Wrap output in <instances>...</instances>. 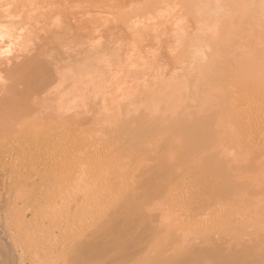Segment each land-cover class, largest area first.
I'll return each mask as SVG.
<instances>
[{
  "label": "rangeland",
  "instance_id": "rangeland-1",
  "mask_svg": "<svg viewBox=\"0 0 264 264\" xmlns=\"http://www.w3.org/2000/svg\"><path fill=\"white\" fill-rule=\"evenodd\" d=\"M223 1L226 3V5H224ZM223 1L0 0V5L4 6L8 4L6 5V7L4 6L5 12L7 9L6 14L0 18V101H7L4 107L6 106L9 108L6 113L0 112V173L2 174V172H4L2 174L4 180H2V178L0 179L2 180V182H0V197L2 196V201L0 198V216H2L0 217V221L1 224H3H0V240L2 239V243H0V255L5 253L2 255V257L0 256V264H196L195 260L197 259V256L199 257L197 260H204L202 263L198 262L197 264H207V260L211 262L214 261L212 260L214 258L212 255H214L215 253L216 256L217 253H220L218 257H222V260L220 258L221 264L222 261H224V264H232L234 262V264H239V262H242L240 260L243 259V257L238 256L240 258L237 259V256L235 255L234 260L231 256L233 254H230V252L228 251L229 248H227L228 250L226 251V246L228 244L225 245V243H230L229 241L235 240H239L241 243H243V239H245V243H243L242 247L248 249L247 245L249 243V247L254 249V245H252V241L250 240V238H253L254 235L256 237V233L259 235V230L261 231L260 233H263L264 235V209H262L264 208V148L262 147L264 146V117L262 115V113L264 112V99H262V96L264 98V92L262 91V93L260 91L262 89H260L261 83L262 87L264 88V78H262L264 76L260 75H263L264 73V65L262 63V60L264 58V50L263 52H260L262 50L261 48H263L264 45V19L262 18L264 14H261L262 12L264 13V9L262 10V8H264V1L252 0V3L246 0H237V2L236 0H234L235 3L231 2L229 4V0H226L227 2L225 0ZM238 1L240 2L238 3ZM259 2H261L260 5L263 6L261 8V13L258 8ZM217 4H221V6L224 5L223 7H221L223 9H220L219 6L216 7ZM234 4L236 6H234ZM230 5L233 6L234 10L232 7H230ZM255 5L258 8L257 11L259 12L256 11ZM229 7L232 9H230ZM217 9H219L218 11L220 12H222L221 10H223V14L221 15V13L217 11ZM1 11L2 7L0 6V13ZM216 11L218 13H216ZM252 11L257 13L256 15L258 16V18L262 15L261 19L259 18L260 21L257 20V16H254L255 14ZM123 13L125 15H122ZM214 13H216V15H212ZM226 13L228 16L231 15L232 17L229 16L230 18H227ZM258 13H260L261 15L259 16ZM240 14L243 16H240ZM200 17L203 19H201ZM245 17L246 19H249V17L253 19L250 18L248 22ZM198 18L201 22H199V20H196ZM234 20H237V22ZM259 22H261L262 24ZM230 23L233 24L230 25ZM255 23H257L256 25L261 24V26L259 25L260 27L257 26V30L256 26L254 25ZM247 25L249 27H247ZM231 26L236 29H232ZM252 27H254L255 29ZM245 28L246 31H244ZM247 28H249L248 30H251L252 28V31H247ZM241 30H243V32H246L245 35L243 33L241 35ZM180 31L182 33H180ZM235 32L239 36V41L237 38L238 36L236 37ZM255 32L257 33L256 37ZM250 33H252L253 35H249ZM249 36L251 37L249 38ZM230 37H232V39L234 38V40H231ZM257 37L258 40L257 42L255 41V44L253 39L255 40V38L257 39ZM194 38L197 39L195 40ZM250 40L252 43L250 42ZM260 40L261 42H259ZM191 41L194 43H191ZM202 41L204 42L202 43ZM221 41H223V43ZM228 41H230L233 46L232 44H229L230 42ZM237 42H240V44L238 43L240 45V48L236 47V45H238L236 44ZM246 42L248 44H246ZM258 42L260 43V46L258 45L257 47L256 45L258 44ZM261 43H263V45ZM252 44H254L255 46ZM213 45L215 47H213ZM218 45L220 46V49L218 48L219 50H217ZM225 45L228 46L226 47ZM232 47H236L238 51L242 49L239 52L243 51V53L245 54L241 55L236 49L234 51ZM257 49L261 50L257 51ZM212 50L214 52H217L213 53ZM230 50H233L234 52H231ZM209 51L211 52L209 53ZM247 51H249V53L252 51V54L249 55ZM255 51L257 54H255ZM235 52L239 54L237 55ZM226 53H228L229 56L231 55L232 59L228 57ZM230 53H232L233 55ZM224 54L227 55H225L224 57H227L228 59L226 58L225 60L224 57L220 58V55L223 56ZM251 55V62L253 61V63L250 65L251 67L248 66L251 69L246 66L247 68L246 70H244L242 64L241 67H236L238 63H236L235 61L237 59H239L237 60V62H241V60L243 62L244 59H246L245 61L247 62V59H249ZM232 56L235 58H233ZM241 56L243 57L241 58ZM259 57L261 61H258ZM205 58L207 59V61H210V66ZM253 58H256L258 60H255ZM213 59L215 60V62ZM221 59L222 64L225 63L223 64L224 66L219 63ZM254 60L257 62V64L260 62L262 63L260 65H257L258 70L255 67H252L256 66ZM231 61L235 63L233 64ZM245 61L243 62V66L246 65ZM18 63L23 64V66L25 63H30L31 66L22 67ZM250 63L247 62V65ZM196 64L198 65V67H196ZM201 64L203 65V67H201V69L203 68V73H201L202 71H200L201 69H199V65L202 66ZM212 64H214L215 67L214 65L212 66ZM226 64H228L227 67L225 66ZM216 65L218 66V68ZM261 65L262 68H260L261 70L259 71V67ZM148 67L151 68L149 69ZM210 67H213V69ZM220 67L221 70H219ZM223 67H226V69H224ZM196 68H198L199 70ZM241 68L244 70V72L242 73L241 71L243 70H241ZM252 68L254 69L252 70ZM195 69L197 71H195ZM216 69H218L217 72H214ZM247 69L248 71L251 70L252 74L250 71L247 72ZM220 71L221 73H218ZM258 71L260 74L256 76V72ZM204 72L206 76H204ZM192 73L194 74L192 75ZM207 73L209 74L208 76ZM243 73L244 76L242 75ZM246 73L248 77L250 76L249 79L241 78L240 75H242V77H247L245 75ZM180 75L183 76L181 77ZM251 76L254 79L253 82L251 81ZM255 77H257L258 79L255 80ZM188 80H190V82L193 80V83L191 82L190 84ZM204 80L206 82H204ZM238 80L240 82H238ZM234 81L236 84L233 83ZM242 81H245V83H243ZM160 83L161 87L162 85H164V89L162 87L163 90L160 88V90L162 91V95L159 89H155L160 87ZM256 83H258V85ZM188 84L191 85L189 86V89ZM202 84L204 86H202ZM243 84L247 85L245 86ZM252 85H256V88L254 86L252 87ZM195 86L197 89L195 88ZM152 87H154V89ZM228 87H230V89ZM235 88L239 90L237 91V94L235 92ZM150 89H153L155 91H152ZM202 89L204 91H202ZM143 91L145 95L141 93ZM146 91L148 94H146ZM150 91H152V93L154 94H151ZM219 91L222 93V95ZM252 91L256 94L253 93L254 95H252ZM155 92H157V94ZM158 92L160 93V97L158 95ZM202 92H204L205 94ZM232 93H234V95L236 94V96L238 95L236 99ZM229 94L231 95L230 97H228ZM94 95L96 97H94ZM135 95L136 97L138 95V97L135 98ZM153 95L155 99L153 97L151 98V96ZM220 95L222 97L224 96L221 101H219V98H221ZM245 95L246 97L241 98V96ZM102 96L103 98L102 100H100ZM155 96L158 98H156ZM210 96L213 97V99ZM226 96L228 98H226ZM231 97L233 98V100ZM238 97H240L241 99ZM248 97L255 98H253L254 100L252 99L251 101V99H248ZM216 98H218L219 100ZM224 98L229 101L224 100ZM258 98L262 101L256 100ZM98 99L101 102H99ZM155 100H157L156 102H158L162 106H160L158 103L156 104V102H154ZM33 101L35 103L38 101L36 103L37 105ZM213 101L216 105L218 104L216 102H219V104L221 102H223V104L225 101L226 102L224 106L221 103L218 107L213 104ZM100 103H102V105H100ZM226 103L228 104V106ZM233 103L237 105L235 106V104ZM229 104L231 105V107L229 106ZM58 105L61 108L57 113H55V109L58 107ZM122 105H124L125 107ZM225 105L227 106V108ZM258 105H260V107ZM79 106L84 107L81 115H78L77 113V109L80 108ZM127 107L129 109H127ZM247 107H251L249 109L250 111ZM232 108L236 111V113ZM243 108H245L244 110L248 113H246ZM221 109L224 110L220 111ZM212 110L214 112H212ZM232 110L234 113L231 112ZM228 111L231 113L228 114ZM115 112L117 113L116 115ZM143 112H146L145 114H147L149 118H152V120L154 119L152 123L155 125H152L151 120L148 121L149 124L155 127L156 131L160 129V132H162V134L159 131L155 132L154 134L160 133L161 135L157 134V136H160L161 138L163 136L166 137V135L170 134L168 135V137H172L173 140H176L173 136H175V138L182 137L178 133L176 134V132H172V130H174V128H172V121L177 120L181 115L183 116H181V119L183 120L188 117L187 120L191 119L192 121H194L195 119H197V117L198 119H202L201 116L203 117L204 115V119H209L208 122H206L207 125H204L205 128L203 127L205 131L202 130V133L205 132L206 134L201 133L200 135H202L203 137L197 135L196 139L190 138L187 141L188 143L191 140V143L189 142L188 144L190 150L187 149V151L189 152L192 150V154L189 152L191 155L189 153H187L188 155H184L183 153V150L185 148H188L186 147V140L188 139L186 137L187 139L185 141L183 140V142L186 143L185 148L183 147L184 143L182 142L183 146H180L181 148L179 149H183L181 150L183 154L180 153L181 158H183V163L181 162L176 166L170 165L173 164L170 162V160H167L169 162H166L168 163L167 166L170 165L173 167H177L178 170L176 168H174V170L181 172V176L178 177L179 175L176 174V171L175 173H173L174 171H171L173 167L171 168L169 166L170 168H165L164 166H162L165 168V170L161 169L162 171H164V173L160 171V175L157 176V179L154 178L153 180L149 181L151 185L154 184V186H159V188L156 187L157 192L159 191L160 194L161 192L164 193H162V196L160 194H158L160 195L158 196L150 192L151 194H153L151 195V198L148 195L146 197L147 193H145L146 198L144 196L141 197L140 195H144V193H139L140 196H137L138 193L137 188L134 186L135 184L133 185L134 188L128 187V189H125L127 187L126 185H124L126 184V176L129 177L133 175H128L127 171L129 173L130 171L132 172V170L129 171V169H133L132 164L136 163L135 158L138 159L139 157H141L140 154L142 156H144L143 154H146V157L152 162L156 161V147L154 145L149 146L151 144H154L155 141H153L154 143H149L150 141H147L149 143L148 144L147 142H145V137H142L141 135L137 136L138 134L134 133V131L136 132V130L132 131L134 134H131L130 132V138L128 134H125V131H127V129L124 128L127 127L128 131L132 130L131 127L134 125V117L137 115H143ZM200 112H202V114ZM203 112L205 114H203ZM242 112L244 114H242ZM118 114L120 115L117 117ZM231 114H233L234 116H230ZM75 115H77V117ZM157 115L160 117H158ZM242 115L245 117H243ZM238 116L241 117V120ZM212 117L215 120H213ZM218 118L221 120H219ZM223 118L226 119V121L229 119L230 122L228 121L227 124L226 122H224L225 120ZM246 118L249 121L252 118L251 122L247 121ZM131 120L133 121L131 122ZM155 120L157 121L155 122ZM116 121H118V123ZM165 121L168 122L167 124L169 126ZM211 122H213L214 124ZM246 122L248 124H246ZM120 123H122V126ZM125 123L127 124L124 125ZM128 123L132 125H129ZM210 123L211 125H213L212 127ZM241 123L243 125H241ZM109 124H112V126ZM113 124H115V127H113ZM215 124L219 125L217 129ZM233 125L234 127L235 125H238L239 127H235V129ZM253 125H257L256 127L259 126L260 128H253ZM220 126L225 127L222 128ZM166 128H169L170 130L168 129L167 131ZM112 129L114 132L110 131ZM119 129L120 131H118ZM206 129H208V131ZM218 129L226 130H223V132L221 130L219 132ZM237 129H240V131H238L239 133H237ZM258 129L261 131V133L263 131V135ZM213 132H219L221 137L219 133L215 134ZM221 132L223 135L221 134ZM258 132L262 136L258 135ZM163 133L166 134L163 135ZM174 133L176 135H174ZM124 134L126 137H123ZM247 134L249 138H247ZM178 135L181 137H179ZM215 135L218 139H216V137H213ZM240 135L245 136L241 137ZM238 136H240L241 139ZM151 137L153 136H150V140ZM155 137L154 140H156ZM160 137H157L158 140L161 139ZM200 137H202V139L204 140H202ZM204 137L207 139L205 140ZM115 138L119 140L117 141L115 140ZM121 138H124V143ZM166 138L162 139L165 140ZM172 138H167L165 142L172 140ZM197 138L199 139V141ZM135 139L137 141H135ZM140 139L142 142L140 141ZM237 139L240 140L237 141ZM76 140L78 141V144L76 146H72V142ZM177 140L179 141V139ZM193 140L195 141V144L194 142L192 143ZM111 141L112 143L110 144ZM138 141L140 142L138 143ZM172 141L169 142V145L174 146L175 141H173L174 143ZM203 141H207L206 144ZM249 141L250 143H248ZM120 142L122 144H120ZM196 142L197 144L199 142L197 146ZM236 142H238V144ZM251 143H253L254 146H251ZM144 144L148 145L145 146ZM164 144L165 143H163V146ZM54 146L55 149L53 148ZM173 146L172 149H170L172 151L176 149L177 152V144L176 146H174L176 147L174 149ZM111 147L112 149H110ZM144 147L146 148V151L144 150ZM246 147L248 148V150ZM113 148H115L116 150ZM158 148L160 149L159 145ZM166 148L169 147H167L166 145ZM166 148L164 147V149ZM88 149H90L89 152ZM109 149L110 152H112L110 155L108 154ZM151 149H154L153 152H155V156H152L153 152ZM170 149H167L168 152L165 150L166 153L164 151V160L168 158L172 159L173 162V159L175 157H178L179 153L177 152L178 156L173 152V155H171V151L169 152ZM147 150L148 154H150L149 152H151L150 155L153 157V159L149 158L151 156H148ZM91 151L94 153H92ZM184 151L185 153L187 152L186 149ZM256 151H260L258 152L260 154H258ZM99 152L101 154H98ZM160 152L163 153V150ZM118 153L120 154L119 157H121V155L123 157L126 155L127 157L125 156L124 158H127V160L129 159V161L131 160L130 162L132 163L127 161V163H129L127 164L125 161L126 159H124L123 157H118ZM128 153H130V156H128ZM136 154L139 155L137 156ZM169 154L173 157L174 155L176 156L174 158L170 156L169 158L167 156ZM60 155H63V157H60ZM84 155H87L86 160L89 155V160H87L86 163L85 159L83 158ZM99 155H104V157L106 156L107 159ZM111 155L113 157L116 156L115 159ZM157 155L163 158V155H161L160 153ZM56 156H59V158H57ZM185 156L191 158H187L186 161ZM130 157L132 159H130ZM146 157L141 158V160L144 159L145 166L151 163L150 160L145 159ZM231 157H234V159H232ZM8 159L11 161H9ZM109 159H113V162ZM118 159L121 161L123 160V162L125 161L124 163L127 165V167H125L126 165H124L123 163L121 168V161L120 164H118ZM92 160L95 162H93ZM116 160H118V163L116 162ZM178 160L179 162L181 161V159L178 158L175 160L176 162H174L177 164ZM88 161H90V163L92 164L88 163ZM103 161L105 162V165L104 163H102ZM139 161L140 158L139 160H137L138 164L136 163L138 166L141 162ZM93 163L94 165H97L95 166L96 171L93 168ZM141 163H143V161ZM2 164L6 165L3 166ZM152 164L153 163H151V167ZM206 164H208L209 166L210 164L212 165L211 171L209 170L210 168L208 165L204 166ZM12 165H14L16 168ZM100 165H104L103 169L105 168L106 170H103L101 172L100 169L102 167L100 168ZM115 165L118 167L116 174L115 170L117 169V167H115ZM49 166L51 169L49 168ZM134 166V176L138 175V172L141 171L140 168H145V166L143 165L139 166V168L136 165ZM178 166L181 167L178 168ZM205 167L206 170H208L207 172H205V169H202ZM245 167L247 170L245 169ZM1 168L4 169L1 170ZM191 168L192 170L193 168H196L197 170L201 168L203 172L202 170H195V172H199L198 174H195L194 170L193 172H191ZM64 169L67 171L65 172ZM76 170L77 172L74 173V171ZM78 170L83 171L78 172ZM120 170L123 171L121 172ZM185 170L188 171V174L187 172H185ZM118 171H120L121 174L123 173L124 180L122 179V175L118 174ZM171 172L173 173V175ZM90 173L96 175V179ZM236 173L238 174V177H236ZM106 174L108 175L105 177L106 179L102 178ZM161 174L169 175V177L167 176V178L170 181H168L167 178V180H164L163 178H165L166 176L163 175L165 176L163 177L161 176ZM228 174L235 176H231L232 179L231 177H228L230 178L231 183L229 179L221 178V176H226L227 178V176H229ZM80 175L82 176L80 177ZM114 175H118V178L119 176L121 178L118 179L116 178L117 176ZM77 176H79V179L81 180H79ZM212 176L215 179H213ZM107 177L109 178L108 180ZM120 179L122 180V183ZM224 179L226 183L223 182ZM105 180H110L109 185H107L108 182H106ZM76 182L78 184H81L78 185L76 184ZM83 182H86L85 185H88V188L91 187L90 190L86 189L87 186H84ZM227 182L229 183L227 184ZM1 183H3L4 185ZM97 183L99 184V186ZM75 184L76 186L78 185V187L73 188L72 186H75ZM141 184L143 185L144 183ZM83 186L85 187L84 189H86L85 193H83ZM92 186L96 191L102 190V193H92V191H94ZM100 186L102 188H99ZM108 186H111L112 189ZM154 186L152 187L153 189H155ZM160 186H162V188ZM238 186L240 187L238 188ZM61 188H64L65 190H60ZM104 188L110 189L105 190V193L107 194L103 193ZM138 188H140L139 185ZM145 188L146 186L144 187V189ZM185 188L188 189L186 190ZM75 189L76 192H80V190H82V194H80L81 192L77 193L76 198L74 197L76 194V192L74 191ZM140 189H142V186ZM4 190L6 193L3 192V194L2 191ZM118 190H121L122 194H124L123 192H125V190L127 192L128 190H131L132 192L130 194L125 193L123 196L118 193H114V195L111 193L115 191L118 192ZM155 190H153V192ZM176 190L181 191L180 194H182L184 191L183 194L185 195L180 196L179 191L176 192ZM63 191H66L67 193H63ZM86 191H89L90 194L92 193L93 196L92 194L91 196H88ZM146 191L149 193V191L151 190ZM185 191L189 192L190 194H186ZM59 192L62 193L60 194ZM70 192H72L74 196L71 195ZM96 193L100 194L97 195ZM131 194H134V196H132ZM3 195L6 197H4ZM66 195H69V197H67ZM70 195L73 196L74 201L70 200L72 199ZM118 195L122 196L119 200L117 198ZM63 197H67V200L69 199L70 202L72 201L71 204L69 201L66 202ZM143 197L144 199H142ZM18 198H21V200H19ZM81 199H83V201ZM14 200L17 201L15 202ZM57 200H59V202L64 200L67 204L64 201L56 203ZM255 203L257 204L254 206ZM260 208L262 209L261 211H259ZM179 220H182V222ZM253 220L255 222H253ZM55 223H57L58 226ZM163 223L164 225L160 226ZM253 223L257 224L254 225ZM71 225L73 226V228L71 227ZM157 226H160V229L159 227L155 228ZM67 227L72 228L74 231ZM62 229L68 230L63 231ZM155 229L159 230H156V232ZM249 229L251 230V232ZM96 231H98L99 233H97ZM151 231L153 232V234L151 233ZM158 231L160 233L164 232V236L162 235V233V236L159 235ZM73 232H75L76 234H80L79 232L84 234L86 238V241H84V243L86 242L88 246L81 242L82 244L78 248L74 249L70 247V245L75 240L74 237L72 239L70 238L72 235L74 236ZM154 232H156L155 235ZM94 234L98 236H95V238L93 236L92 239L94 238V240H91V236L89 235ZM151 234L154 236H152ZM234 235L236 236V238L233 237ZM247 235L249 237L251 235V237L249 238L247 237ZM222 236L224 239V241L222 240V243L224 242V245L219 243V241L221 242V240L219 239H221ZM239 236L242 237V239H240ZM161 238L162 240H160ZM225 238H229L230 240H226ZM156 242H158L159 245L162 244V246H159L158 244H156ZM69 243L70 245H68ZM216 243H219V245H217ZM3 244L5 246L4 248ZM154 244L159 246V248H156L157 251L154 249ZM183 245L184 247L181 248L183 252L179 251L181 253L178 254V251H175L177 253H173V249L178 250V248H176L175 246L180 248V246ZM206 246H208L207 249H210L207 250L205 248L207 251L206 253L209 252V256L213 257L212 259H207L206 253V256L204 255V258L200 257V251L202 252V248ZM80 247L82 250L80 249ZM149 247H154L153 249L157 253L156 256V253L154 254L155 251L153 252L154 255H151L153 250H151V248ZM199 249L200 251L198 252ZM5 250L7 251L5 252ZM248 250L251 251V249ZM191 251L197 252L198 255L197 253L195 255L189 253ZM223 251H226L227 254L229 252V256L232 259H230L229 256H226L230 259L227 260L228 258L226 259V257H224ZM146 252L151 253V257L148 253L146 254ZM203 253L201 254L203 255ZM6 254L8 256H6ZM146 255H148V258L146 257ZM193 255L196 258L193 257ZM217 262L219 263V259L217 260ZM254 262H256V264L259 263H257V261ZM212 263L214 264V262Z\"/></svg>",
  "mask_w": 264,
  "mask_h": 264
},
{
  "label": "bare ground",
  "instance_id": "bare-ground-1",
  "mask_svg": "<svg viewBox=\"0 0 264 264\" xmlns=\"http://www.w3.org/2000/svg\"><path fill=\"white\" fill-rule=\"evenodd\" d=\"M16 1H17V0H16ZM21 1H23V0H21ZM203 1H204V0H203ZM217 1H218V0H217ZM222 1H223V0H222ZM225 1H226V0H225ZM246 1H248V2H252V3H253L252 0H251V1L246 0ZM261 1H262V0H261ZM263 1H264V0H263ZM35 2H36V1H35ZM223 2H224V1H223ZM226 2H227V1H226ZM231 2H234V0H233V1H232V0L230 1V0H229V1H228V4L231 3ZM236 2H237V0H236ZM239 2H240V1H238V3H239ZM244 2H245V1H244ZM8 3H9V2H8ZM194 3H195V1H194ZM219 3H220V1H219ZM219 3H218V4H219ZM221 3H222V2H221ZM234 3H235V2H234ZM260 3H261V2H259V4H258V5H259L258 8H259V11H260V13H261V11H262L264 8H262L263 6H261ZM262 3H263V2H262ZM188 4H189V3H188ZM218 4L216 5V7L219 6L220 9H223V8H221V7H223L224 5H226L225 2H224V5H222V6H221V4H220V5H218ZM228 4H227V5H228ZM247 4H248V3H247ZM256 4H257V3H256ZM3 5H4V4H3ZM6 5H8V4H6ZM6 5H4V6L6 7ZM192 5H193V3H192ZM192 5H191V7H192ZM237 5H238V4H237ZM243 5H245V4H243ZM0 6L2 7V11H1V13H0V18H1V17H3V16L6 14L7 9H6V12H5V11H4V10H5V9H4V6H2V5H0ZM234 6H236V5L234 4ZM240 6H242V5H240ZM255 6H256V5H255ZM255 6H254V7H255ZM225 7H226V6H225ZM230 7L233 8V6H231V5H230ZM230 7H229V8H230ZM244 7H248V6H244ZM10 8H11V7H10ZM125 8H126V7H125ZM227 8H228V6H227ZM232 8H230V9H232ZM238 8H239V7H238ZM258 8H257V6H256V11L258 10ZM261 8H262V10H261ZM122 9H123V8H122ZM203 9H204V8H203ZM254 9H255V8H254ZM218 10H219V9H217V11H218ZM226 10H227V9H226ZM233 10H234V8H233ZM237 10H238V9H237ZM242 10H243V9H242ZM246 10H247V9H246ZM217 11H216V13L220 12V11H218V12H217ZM221 11H222V12H220V13H221V15H222V14H223V10H221ZM231 11H232V10H231ZM247 11H248V10H247ZM259 11H257V12H259ZM212 12H213V11H212ZM227 12H228V11H227ZM232 12H233V11H232ZM248 12H249V11H248ZM252 12H254V11H252ZM252 12H250V13H252ZM126 13H127V12H126ZM216 13H214V14H212V15H216ZM220 13H219V14H220ZM237 13H238V12H237ZM240 13H241V12H240ZM260 13H258L259 16H260L261 14H264L263 12H262L261 14H260ZM228 14H230V13H228ZM232 14H233V13H232ZM254 14H255L254 16H257V15H256L257 13L254 12ZM115 15H116V13H115ZM122 15H125V14L123 13ZM217 15H218V14H217ZM224 15H225V13H224ZM226 15H227V13H226ZM233 15H234V14H233ZM237 15H238V14H237ZM237 15H236V17H237ZM251 15H252V14H251ZM117 16H118V15H117ZM120 16H121V14H120ZM229 16H231V15H229ZM229 16L227 15L226 17H227V18H230ZM234 16H235V15H234ZM240 16H243V15L240 14ZM247 16H248V15H247ZM252 16H253V15H252ZM252 16H251V17H252ZM201 17H202V16H201ZM201 17H200V18H201ZM207 17H208V16H207ZM220 17H221V16H220ZM231 17H232V16H231ZM236 17H235V18H236ZM251 17H249V19H250ZM261 17H262V15H261L259 18L261 19ZM6 18H7V17H6ZM130 18H131V17H130ZM218 18H219V17H218ZM218 18H217V19H218ZM257 18H258V16H257ZM259 18H258L257 20H259ZM262 18L264 19V15H263ZM201 19H203V18H201ZM233 19H234V18H233ZM233 19H232V20H233ZM238 19H239V18H238ZM245 19H246V17H245ZM249 19H246V20L249 22ZM251 19H253V18H251ZM254 19H255V17H254ZM15 20H16V19H15ZM196 20H199V22H201L199 18L196 19ZM225 20H226V19H225ZM241 20H242V19H241ZM3 21H4V20H3ZM234 21L237 22V20H234ZM254 21H255V20H254ZM259 21H260V20H259ZM20 22H21V21H20ZM230 22H231V20H230ZM257 22H258V21H257ZM261 22H263V21H261ZM261 22H259V23H261ZM18 23H19V22H18ZM97 23H98V22H97ZM104 23H105V22H104ZM104 23H103V24H104ZM219 23H221V22H219ZM227 23H228V22H227ZM242 23H244V22H242ZM253 23H254V22H253ZM259 23H258V24H259ZM228 24H229V23H228ZM232 24H233V23H230V25H232ZM235 24H236V23H235ZM239 24H240V23H239ZM251 24H252V22H251ZM256 24H257V23H255L254 25L256 26V30H257V26L260 27L262 23L259 24L260 26H259V25H256ZM21 26H22V25H21ZM34 26H35V25H34ZM228 26H229V25H228ZM235 26H236V25H235ZM239 26H241V25H239ZM242 26H243V24H242ZM244 26H245V25H244ZM263 26H264V25H263ZM37 27H38V26H37ZM43 27H44V26H43ZM247 27H249V26L247 25ZM143 28H144V27H143ZM231 28L233 29L234 27L231 26ZM237 28H239V27H237ZM240 28H241V27H240ZM252 28H254V27H252ZM252 28H251V30H248L249 28H247V31H249V32L252 31ZM136 29H137V28H136ZM234 29H236V28H234ZM242 29H243V28H242ZM254 29H255V28H254ZM258 29H259V28H258ZM261 29H262V28H261ZM261 29H260V30H261ZM143 30H144V29H143ZM0 31H1V30H0ZM135 31H137V30H135ZM135 31H134V32H135ZM227 31H229V30H227ZM230 31H231V30H230ZM239 31H240V30H239ZM239 31H238V32H239ZM244 31H246V28L244 29ZM261 31H262V30H261ZM5 32H6V31H5ZM138 32H139V31H138ZM249 32H248V33H249ZM8 33H9V32H8ZM132 33H133V32H132ZM180 33H182V32L180 31ZM228 33H229V32H228ZM231 33H233V32H231ZM235 33H236V32H235ZM239 33H240V32H239ZM242 33L245 35L246 32H243V30H241V35H242ZM248 33H247V34H248ZM258 33H259V31H258ZM260 33H261V32H260ZM263 33H264V32H263ZM263 33H262V34H263ZM140 34H141V33H140ZM221 34H222V33H221ZM226 34H227V33H226ZM226 34H225V35H226ZM256 34H257V33L255 32V37H256ZM133 35H134V34H133ZM223 35H224V34H223ZM241 35H240V36H241ZM249 35H253V34L250 33ZM14 36H15V35H14ZM128 36H129V34H128ZM128 36H127V38H128ZM140 36H141V35H140ZM234 36H235V35H234ZM237 36H238V35H237V33H236V37H237ZM15 37H16V36H15ZM135 37H136V36H135ZM141 37H142V36H141ZM195 37H196V36H195ZM224 37H225V36H224ZM232 37H233V36H232ZM232 37H230V39H231V40H234V38L232 39ZM246 37H247V36H246ZM250 37H251V36H249V38H250ZM252 37H253V36H252ZM124 38H125V37H124ZM191 38H192V36H191ZM237 38H238V41H239V40H240V39H239V36H238ZM261 38H262V37H261ZM263 38H264V36H263ZM194 39H195V38H194ZM194 39H193V40H194ZM196 39H197V38H196ZM196 39H195V40H196ZM219 39H221V38H219ZM223 39H224V38H223ZM243 39H244V38H243ZM245 39H246V38H245ZM259 39H260V38H259ZM118 40H119V39H118ZM190 40H191V39H190ZM224 40H225V39H224ZM247 40H248V38H247ZM251 40H252V39H251ZM251 40H250V42H251ZM257 40H258V37H257V39L255 38V40L253 39L254 42H255V41L257 42ZM235 41H237V40H235ZM245 41H246V40H245ZM263 41H264V40H263ZM3 42H4V41H3ZM118 42H119V41H118ZM121 42H122V41H121ZM188 42H189V41H188ZM196 42H197V41H196ZM196 42H195V43H196ZM203 42H204V41H202V43H203ZM219 42H220V41H219ZM221 42L223 43V41H221ZM228 42H230V41H228ZM240 42H241V41H240ZM240 42H237L236 44H238V43L240 44ZM256 42H255V44H256ZM259 42H261V40H260ZM259 42H258V44L256 45L257 47H258V45L260 46V43H259ZM177 43H179V42H177ZM189 43H190V42H189ZM191 43H194V42L191 41ZM197 43H198V42H197ZM197 43H196V44H197ZM242 43H244V42H242ZM251 43H252V42H251ZM211 44H213V43H211ZM220 44H221V43H220ZM226 44H228V43H226ZM229 44H232V43L230 42ZM236 44H235V45H236ZM239 44L236 45V47L240 48V45H239ZM246 44H248V43L246 42ZM261 44L263 45V43H261ZM198 45H199V44H198ZM205 45H207V44H205ZM244 45H245V44H244ZM252 45H254V44H252ZM262 45H261V46H262ZM193 46H194V44H193ZM195 46H196V45H195ZM200 46H201V45H200ZM209 46H210V44H209ZM211 46H212V45H211ZM221 46H222V45H221ZM223 46H224V45H223ZM225 46L227 47L228 45H225ZM232 46H233V44H232ZM254 46H255V45H254ZM14 47H15V46H14ZM213 47H215V46L213 45ZM213 47H210V48H213ZM219 47H220V46L218 45L217 50L220 49ZM229 47H230V46H229ZM236 47H235V48L232 47V48L234 49V51H235ZM247 47H249V46H247ZM218 48H219V49H218ZM221 48H222V47H221ZM232 48H230V49H232ZM259 48H260V47H259ZM224 49H225V47H224ZM224 49H223V50H224ZM261 49H262V50H261ZM261 49H257V51H258V50H261L260 52H263V50H264V45H263V48H261ZM120 50H121V49H120ZM122 50H123V49H122ZM126 50H127V49H126ZM130 50H131V49H130ZM236 50H237V49H236ZM240 50H242V49H240ZM240 50H239V51H240ZM245 50H246V49H245ZM230 51H231V50H230ZM232 51H233V50H232ZM232 51H231V52H232ZM234 51H233V52H234ZM237 51H238V50H237ZM237 51H236V52H237ZM239 51H238V52H239ZM249 51H250V50H249ZM249 51H247V52L249 53ZM127 52H128V51H127ZM210 52H211V51H209V53H210ZM212 52L215 53V52H217V51L214 52V51L212 50ZM222 52H223V51H222ZM222 52H221V53H222ZM236 52H235V53H236ZM245 52H246V51H245ZM251 52H252V51H251ZM251 52L249 53V55L252 54ZM209 53H208V54H209ZM239 53H240L241 55H242V54H245V53H243V51H242V52H239ZM239 53H238V54H239ZM258 53H259V52H258ZM226 54L228 55V53H226ZM226 54H224L223 56L220 55V58H223ZM230 54H232V53H230ZM236 54H237V53H236ZM238 54H237V55H238ZM246 54H247V53H246ZM255 54H257L256 51H255ZM227 55H226V56H227ZM232 55H233V54H232ZM247 55H248V54H247ZM141 56H142V55H141ZM207 56H208V55H207ZM207 56H206V57H207ZM245 56H246V55H245ZM208 57H209V56H208ZM208 57H207V58H208ZM228 57L231 58V55H230V56L228 55ZM232 57H233V56H232ZM239 57H240V55H239ZM242 57H243V56H241V58H242ZM246 57H247V56H246ZM248 57H249V56H248ZM262 57H263V56H262ZM262 57H261V58H262ZM136 58H137V57H136ZM138 58H139V57H138ZM226 58H227V57H226ZM226 58L224 57L225 60H226ZM233 58H235V57H233ZM236 58H237V57H236ZM251 58H252V55H251L250 58H249L250 60L247 59V60H248V61H247L248 63L251 62ZM256 58H257V56H256ZM256 58H253V59H255V60H258V59H259L258 61H261V60H260V57H259L258 59H256ZM132 59H133V57H132ZM205 59H206V58H205ZM205 59H203V60H205ZM218 59H219V58H218ZM227 59H228V58H227ZM231 59H232V58H231ZM253 59H252V60H253ZM130 60H131V59H130ZM213 60H214V59H213ZM233 60H234V59H233ZM237 60H239V59H237ZM237 60H236L235 62L238 63L239 65L237 64L236 67H238V66L241 67V64H242V67H244V68H243L244 70H246V68H247L248 66H250V65L253 63V61H252L250 64L247 65V62L245 61L246 59H244L243 62L245 61L246 65L243 66L244 63L242 62V60H241L242 63H241L240 61L237 62ZM255 60H254V62L256 63V64H255L256 66H257V65H260V64H262V63H263V65H264V61H263L264 58H263V60H262V63L260 62V63H258V64H257V62H256ZM132 61H133V60H132ZM132 61H131V62H132ZM206 61H207V59H206ZM24 62H25V61H24ZM154 62H155V61H154ZM207 62L209 63L210 61H207ZM211 62H212V61H211ZM214 62H215V60H214ZM224 62H225V61H224ZM227 62H228V61H227ZM231 62H232V61H231ZM235 62H234V63H235ZM147 63H148V62H147ZM199 63H200V61H199ZM199 63H198V64H199ZM219 63L222 64V59L219 61ZM232 63H233V62H232ZM234 63H233V64H234ZM18 64H19L20 66H22V67H29V66H31L30 63H25L24 66H23V64H21V63H18ZM28 64H30V65H28ZM151 64H152V62H151ZM154 64H155V63H154ZM202 64H203V63H202ZM202 64H201V65H202ZM215 64H216V63H215ZM223 64H225V63H223ZM223 64H222V65H223ZM229 64H230V63H229ZM149 65H150V64H149ZM213 65H214V64H212V66H213ZM227 65H228V64H226L225 66L227 67ZM231 65H232V64H231ZM253 65H254V64H253ZM20 66H19V67H20ZM152 66H153V65H152ZM209 66H210V63H209ZM216 66H217V65H216ZM220 66H221V65H220ZM223 66H224V65H223ZM246 66H247V67H246ZM256 66H252V67H255V68L257 69L258 66H257V67H256ZM22 67H21V68H22ZM196 67H198L197 64H196ZM199 67H200L199 69H201V67H203V65H202V66L199 65ZM207 67H208V65H207ZM214 67H215V65H214ZM226 67H225V68L223 67V68L226 69ZM228 67H230V66H228ZM250 67H251V66H250ZM250 67H248V68H250ZM263 67H264V66H263ZM148 68H149V67H148ZM150 68H151V67H150ZM150 68H149V69H150ZM210 68L213 69V67H210ZM217 68H218V66H217ZM223 68H222V69H223ZM260 68H262V65L259 67V71L261 70ZM196 69H198V68H196ZM196 69H195V71H197ZM199 69H198V70H199ZM202 69H203V68H202ZM202 69L200 70V71H202L201 73H203V70H202ZM205 69H207V68H205ZM212 69H211V70H212ZM243 69L241 68V70H243ZM250 69H251V68H250ZM253 69H254V68H252V70H253ZM193 70H194V69H193ZM208 70H209V69H208ZM217 70H218V69H216L215 71L213 70V71H214V72H217ZM219 70H221V67H220ZM239 70H240V69H239ZM244 70L241 71V73L244 72ZM257 70H258V69H257ZM185 71H186V70H185ZM204 71H205V70H204ZM249 71L251 72V70H249ZM249 71H248V69H247V72H249ZM259 71L256 72V73H257L256 76H258V74H260ZM137 72H138V71H137ZM205 72H206V71H205ZM205 72H204V74H205ZM209 72H211V71H209ZM223 72H224V71H223ZM195 73H196V72H195ZM218 73H221V71L218 72ZM218 73H217V74H218ZM261 73H263V72H261ZM186 74H187V73H186ZM193 74H194V73H192V75H193ZM213 74H216V73H213ZM251 74H252V72H251ZM253 74H254V73H253ZM200 75H201V74H200ZM208 75H209V74L207 73V76H208ZM239 75H240V74H239ZM242 75L244 76V73H243ZM242 75H240L241 78H248V79H249V77H250V76H249V77L247 76V73L245 74L247 77H242ZM260 75H261V76H264V73H263V75H262V74H260ZM170 76H171V75H170ZM180 76H181V75H180ZM180 76H179V77H180ZM182 76H183V75H182ZM182 76H181V77H182ZM190 76H191V75H190ZM197 76H198V75H197ZM204 76H206V74H205ZM185 77H186V76H185ZM251 77H252V76H251ZM174 78H175V76H174ZM186 78H187V77H186ZM188 78H189V76H188ZM262 78H264V77H262ZM27 79H28V78H27ZM168 79H169V78H168ZM181 79H182V78H181ZM190 79H191V78H190ZM236 79H237V78H236ZM236 79H235V80H236ZM251 79H252L251 81L253 82V80H254L253 77H252ZM257 79H258V78L255 77V80H257ZM12 80H13V79H12ZM195 80H196V75H195ZM198 80H199V79H198ZM231 80H232V79H231ZM239 80H240V78H239ZM239 80H238V82H240ZM241 80H243V79H241ZM260 80H261V79H260ZM260 80H259V81H260ZM26 81H27V80H26ZM183 81H184V80H183ZM188 81H189V83L191 84V82H192L193 80H192L191 82H190V80H188ZM188 81H187V83H188ZM247 81H248V80H247ZM259 81H258V82H259ZM263 81H264V79H263ZM174 82H175V81H174ZM204 82H206V81L204 80ZM230 82H231V81H230ZM242 82H243V81H242ZM260 82H261V81H260ZM171 83H172V82H171ZM192 83H193V82H192ZM233 83H235V81H234ZM243 83H245V81H244ZM247 83H248V82H247ZM250 83H251V82H250ZM254 83H255V81H254ZM263 83H264V82H263ZM168 84H170V83H168ZM173 84H174V83H173ZM204 84H205V83H204ZM231 84H232V83H231ZM235 84H236V83H235ZM237 84H238V83H237ZM251 84H252V83H251ZM251 84H250V86H251ZM256 84L258 85V83H256ZM158 85H159V84H158ZM158 85H157V86H158ZM193 85H194V84H193ZM232 85H233V84H232ZM243 85L246 86L247 84H243ZM259 85H260V84H259ZM149 86H150V85H149ZM149 86H148V89H149ZM154 86H155V85H154ZM163 86H164V85H162V87H163ZM165 86H166V85H165ZM189 86H191V85L188 84V89H189ZM196 86H197V85H196ZM196 86H195V88H196ZM202 86H204V85L202 84ZM227 86H229V85H227ZM240 86H241V85H240ZM253 86H254V85H252V87H253ZM255 86H256V85H255ZM255 86H254V87H255ZM260 86H261L260 89H261V88L264 89V88L262 87V83H261ZM155 87H156V86H155ZM162 87H161V83H160V87H159V88H155V89H159V90H160V88L162 89ZM170 87H172V86H170ZM193 87H194V86H193ZM207 87H208V86H207ZM217 87H218V86H217ZM235 87H236V86H235ZM257 87H259V86H257ZM39 88H40V86H39ZM150 88H151V87H150ZM152 88L154 89V87H152ZM191 88H192V87H191ZM205 88H206V87H205ZM205 88H204V89H205ZM228 88L230 89V87H228ZM237 88H238V87H237ZM242 88H243V87H242ZM248 88H249V87H248ZM255 88H256V87H255ZM44 89H45V88H44ZM115 89H116V88H115ZM153 89H150V90L155 91V90H153ZM163 89H164V87H163ZM163 89H162V90H163ZM169 89H170V88H169ZM196 89H197V88H196ZM217 89H218V88H217ZM220 89H221V88H220ZM223 89H224V88H223ZM235 89H236V88H235ZM243 89H244V88H243ZM245 89H246V88H245ZM258 89H259V88H258ZM262 89H261L260 91H261V92H262V91L264 92V90H262ZM39 90H40V89H39ZM120 90H121V89H120ZM144 90H145V89H144ZM206 90H207V89H206ZM206 90H205V91H206ZM208 90H209V89H208ZM218 90H219V89H218ZM224 90H225V89H224ZM251 90H252V88H251ZM254 90H255V89H254ZM113 91H114V90H113ZM141 91H142V90H141ZM147 91H148V90H147ZM147 91H146V94H148ZM152 91H150V93H151V94H154V93H152ZM160 91H161V90H160ZM165 91H167V90H165ZM191 91H192V90H191ZM202 91H204V90L202 89ZM220 91H221V90H220ZM220 91H219V92H220ZM237 91H239V90L236 89V91H235L236 94H237ZM258 91H259V90H258ZM108 92H109V91H108ZM148 92H149V91H148ZM169 92H170V91H169ZM192 92H193V91H192ZM199 92H200V91H199ZM208 92H209V91H208ZM221 92H222V91H221ZM221 92H220V93H221ZM224 92H225V91H224ZM243 92H245V91H243ZM249 92H250V91H249ZM249 92H248V93H249ZM263 92H262V93H263ZM36 93H37V92H36ZM109 93H110V92H109ZM141 93H142L143 95H145L144 91L141 92ZM155 93L157 94V92H155ZM158 93H159V92H158ZM202 93H204V92H202ZM206 93H207V92H206ZM226 93H227V92H226ZM238 93H239V92H238ZM250 93H251V92H250ZM250 93H249V94H250ZM253 93H254V92L252 91V95L256 94V93H254V94H253ZM262 93H261V94H262ZM166 94H167V93H166ZM168 94H170V93H168ZM188 94H189V93H188ZM188 94H187V95H188ZM192 94H193V93H192ZM200 94H201V93H200ZM204 94H205V93H204ZM223 94H224V93H223ZM232 94H233V96H235V99H236L238 95L236 96V94H235V95H234V93H232ZM240 94H241V93H240ZM249 94H248V96H249ZM261 94H260V96H261ZM96 95H97V94H96ZM106 95H107V94H106ZM158 95H159V97H160V93H159ZM158 95H157V96H158ZM161 95H162V91H161ZM221 95H222V93H221ZM221 95H220V96H221ZM258 95H259V94H258ZM263 95H264V94H263ZM88 96H89V95H88ZM147 96H148V95H147ZM147 96H146V97H147ZM218 96H219V95H218ZM218 96H217V97H218ZM230 96H231V95L229 94L228 97H230ZM255 96H256V95H255ZM94 97H96V96L94 95ZM137 97H138V95H137ZM137 97H136V95H135V98H137ZM139 97H140V95H139ZM152 97L154 98V95L151 96V98H152ZM155 97H156V96H155ZM164 97H165V96H164ZM164 97H163V98H164ZM210 97H211V96H210ZM223 97H224V96H223ZM223 97L221 96V98H219L220 100H219L218 98H216V99H218L219 101H221V99H222ZM228 97L226 96V98H228ZM242 97L244 98V97H246V95H245V96H241V98H242ZM102 98H103V96L101 97L100 100H102ZM147 98H148V97H147ZM149 98H150V95H149ZM156 98H158V97H156ZM211 98L213 99V97H211ZM231 98H232V97H231ZM238 98H240V97H238ZM241 98H240V99H241ZM249 98H250V97H248V99H249ZM253 98H255V97H253ZM253 98H250L251 101H252ZM256 98H257V97H256ZM259 98H260V97H259ZM259 98L256 99V100H259ZM141 99H142V98H141ZM144 99H145V98H144ZM154 99H155V98H154ZM212 99H211V100H212ZM214 99H215V98H214ZM240 99H239V101H240ZM260 99H261V98H260ZM262 99H264L263 96H262ZM33 100H34V99H33ZM94 100H95V99H94ZM148 100H149V99H148ZM224 100H226V99L224 98ZM232 100H233V98H232ZM242 100H243V99H242ZM242 100H241V101H242ZM253 100H254V99H253ZM3 101H4V102H3ZM3 101H0V112H2V113H3V112L6 113V112L9 110V108L6 107V106L4 107V105L6 104L7 101H5V100H3ZM31 101H32V100H31ZM35 101H36V100H35ZM78 101H79V100H78ZM92 101H93V100H92ZM98 101H99V99H98ZM139 101H140V100H139ZM156 101H157V100H155L154 102H156ZM170 101H171V100H170ZM215 101H217V100H215ZM226 101H229V100H226ZM226 101H225V102H226ZM235 101H236V100H235ZM244 101H245V100H244ZM244 101H243V102H244ZM259 101H262V100H259ZM33 102H34V101H33ZM37 102H38V101H37ZM37 102H36V103H37ZM99 102H101V101H99ZM130 102H131V100H130ZM225 102H224V104H225ZM243 102H242V103H243ZM29 103H30V102H29ZM29 103H28V104H29ZM31 103H32V102H31ZM34 103H35V102H34ZM36 103H35V104H36ZM95 103H96V102H95ZM157 103H158V102H156V104H157ZM168 103H169V102H168ZM216 103L219 104V102H216ZM221 103H222V105L224 106L223 102H221ZM221 103H220V104H221ZM227 103H228V102H227ZM227 103H226V104H227ZM229 103H230V102H229ZM237 103H238V101H237ZM252 103H253V102H252ZM254 103H255V102H254ZM258 103H259V102H258ZM156 104H155V105H156ZM158 104H159V103H158ZM163 104H164V103H163ZM211 104H212V103H211ZM213 104L216 105V104L214 103V101H213ZM218 104H217L216 106L219 107L220 104H219V105H218ZM231 104H232V103H231ZM233 104H235V103H233ZM243 104H244V103H243ZM243 104H242V105H243ZM30 105H31V104H30ZM36 105H37V104H36ZM100 105H102V103H100ZM103 105H104V104H103ZM120 105H121V104H120ZM159 105H160V104H159ZM236 105H237V104H235V106H236ZM248 105H249V103H248ZM248 105H247V106H248ZM251 105H252V104H251ZM255 105H256V104H255ZM32 106H33V105H32ZM113 106H115V105H113ZM122 106H124V105H122ZM157 106H158V105H157ZM160 106H162V105H160ZM225 106H226V105H225ZM227 106H228V104H227ZM227 106H226V108H227ZM229 106L231 107L230 104H229ZM258 106L260 107V105H258ZM258 106H257V107H258ZM261 106H262V103H261ZM38 107H39V106H38ZM79 107H80V108L77 109V113H78V115H81V113L83 112L84 107H83V106H79ZM85 107H86V105H85ZM101 107H102V106H101ZM106 107H107V106H106ZM124 107H125V106H124ZM192 107H193V106H192ZM221 107H222V106H221ZM243 107H244V106H243ZM245 107H246V106H245ZM254 107H255V106H254ZM257 107H256V109H257ZM60 108H61V107H59V105H58V107L55 109V113H57V112L59 111ZM104 108H105V107H104ZM111 108H112V107H111ZM160 108H161V107H160ZM165 108H166V107H165ZM213 108H215V107H213ZM224 108H225V107H224ZM233 108H234V106H233ZM233 108H232V109H233ZM241 108H242V107H241ZM247 108H248V107H247ZM250 108H251V107H250ZM250 108H248V110H249ZM120 109H121V108H120ZM125 109H126V108H125ZM127 109H129V108L127 107ZM161 109H162V108H161ZM185 109H186V108H185ZM244 109H245V108H243V110H244ZM252 109H253V108H252ZM261 109H263V108H261ZM261 109H260V110H261ZM53 110H54V109H53ZM116 110H118V109H116ZM123 110H124V109H123ZM183 110H184V109H183ZM183 110H182V111H183ZM210 110H211V108H210ZM216 110H217V109H216ZM216 110H215V111H216ZM222 110H224V109H221L220 111H222ZM233 110H234V109H233ZM233 110H232L231 112H233ZM240 110H242V109H240ZM240 110H239V111H240ZM131 111H132V110H131ZM160 111H161V110H160ZM182 111H181V112H182ZM204 111H205V110H204ZM225 111H226V110H225ZM234 111H235V110H234ZM244 111H245V110H244ZM249 111H250V110H249ZM252 111H253V110H252ZM263 111H264V110H263ZM117 112H119V111H117ZM128 112H129V110H128ZM153 112H154V111H153ZM158 112H159V111H158ZM189 112H190V111H189ZM206 112H207V111H206ZM208 112H209V110H208ZM212 112H214V111L212 110ZM231 112L228 111V114L231 113ZM240 112H241V111H240ZM245 112H246V111H245ZM254 112H256V111H254ZM261 112H262V111H261ZM55 113H54V114H55ZM132 113H133V112H132ZM145 113H146V112H143V113H142L143 115H140V116L137 115V116H135V117H134V121L131 120V122H132V121L134 122V125H133L132 127L130 126V127L132 128V130L128 131V128L125 127L124 129H127V131H125V134H126V135L128 134V136H129V135H130V132H131V134L136 133V134H138L137 136L141 135L142 137H145V138H146V141L144 140L145 142L150 141L149 143H151V142L154 143L153 141H155L156 144L154 143V144H151V145H149V146H153V145H154V146L156 147V148H155V149L157 150V151H155V152H157V153H156V159H155L156 161L153 160V161L155 162V164H154V162H152L150 159H148V158L146 157V156H147L146 154H143L144 156H142V155L140 154V152H139V154H140V156H141V157H139V158H140V161H141V162L143 161V163H141V162L139 161V162H140V165H139V166H142V165L145 166V164H144V159L141 160L142 157H146L145 159H146V160H150L151 163H153L154 165L152 164V167H151V163H150V164H147L148 168H147V166H145V168H142L143 170L140 168L141 171L138 172V175H135V176H134V173H133V172H134L133 169L135 168L134 165H136V166L139 168V166L137 165V164H138L137 160H139V158H138V159L135 158L137 164L133 162V163H134V164H132L133 169H129V171L132 170V172L130 171V173H129V172L127 171V174H128V175H129V174H130V175L133 174V175H131V176H129V177L126 176V178H125V179H126V182L124 181L126 184H124V185H126V187H127V188H125V189H128V187H133V188H134V186H135V187L137 188V193H138V195L136 194L137 196H140V195H141V197H142V196L145 197V193H147V194H146V197H147V195H148V196H150V198H151V195H153V194L158 195V194H160V193H159V191L157 192V188H156V187L159 188V186H157V185L154 186V184L151 185V183H149V181L153 180L154 178L157 179V176L160 175V171L164 173V171H162V170H163V169L165 170L166 167H167V168H170V167L172 168L173 166H170V165H176V166H177L178 164H180V163L182 162V159H183V158H181L180 153H182L181 150H183V149H181V150H179V149L183 146V143H184L183 140L185 141V140L188 138V139L186 140V143H187V141H188L190 138H191V139H192V138H193V139H194V138L196 139L197 135L202 136V135H200V134L202 133V130L205 131V129H204L205 127H204V125H207L206 122H208L209 119H207V118L204 119V116H205V115H204L203 117L200 115L202 119H198V117H197V119L194 118L195 120L192 121L191 119H188V120H187V118H188V117H187V118H185V120H183V119H181V116H182V115L179 114V115H181L180 118L178 117L179 120L177 119V120H175V121H172V122H173V124H172V128H174V130H175V131L172 130V132H176V134L178 133V134L181 135L183 138H182L181 136L178 135V136L181 137V138H178L177 136H176L177 138H175V136H173L174 139H176V140H173L172 137H168V135H170V134L166 135V137H167V138H170V139L172 138V140L175 141L174 146H176V144H177V149H178L177 152L179 153V156H178V155H177L178 153L176 152V149L173 150V151L171 150L173 145H169V142H171L172 140L168 139V140H170V141H167V142H168V143H167V142H165V140H167V138H166L165 136L162 137V138H166V139L164 140V139H162L160 136H157L158 133H157V134H154L155 132H158V131L160 132V129H159L158 131H156L155 127L152 126V125H155V124L152 123V121H153L154 119L152 120V118H149V116H148L147 114H145ZM185 113H186V112H185ZM200 113L202 114V112H200ZM226 113H227V112H226ZM233 113H234V112H233ZM235 113H236V111H235ZM246 113H248V112H246ZM249 113H250V112H249ZM263 113H264V112H263ZM263 113H262V115H263V117H264V114H263ZM54 114H53V115H54ZM108 114H110V113H108ZM116 114H117V113L115 112V115H116ZM122 114H123V113H122ZM189 114H190V113H189ZM203 114H205V113L203 112ZM211 114H213V113H211ZM211 114H209V115H211ZM242 114H244V113L242 112ZM256 114H257V113H256ZM256 114H254V115H256ZM119 115H120V114H118L117 117H118ZM123 115H124V114H123ZM167 115H168V114H167ZM184 115H185V114H184ZM186 115H187V114H186ZM191 115H192V114H191ZM215 115H216V114H215ZM218 115H219V114H218ZM237 115H238V113H237ZM245 115H246V114H245ZM257 115H258V114H257ZM262 115H261V116H262ZM75 116L77 117V115H75ZM157 116H158V115H157ZM228 116H229V115H228ZM230 116L233 117L234 115L231 114ZM235 116H236V114H235ZM239 116H240V115H239ZM239 116H238V117H239ZM242 116H243V115H242ZM261 116H260V117H261ZM107 117H108V116H107ZM114 117H115V116H114ZM130 117H131V116H130ZM151 117H152V116H151ZM154 117H155V116H154ZM158 117H160V116H158ZM166 117H167V116H166ZM176 117H177V116H176ZM182 117H183V116H182ZM185 117H186V116H185ZM206 117H207V116H206ZM238 117H237V118H238ZM243 117H245V116H243ZM254 117H255V116H254ZM256 117H257V116H256ZM101 118H102V117H101ZM120 118H121V117H120ZM128 118H129V117H128ZM162 118H163V117H162ZM192 118H193V117H192ZM212 118H213V117H212ZM225 118H226V117H225ZM234 118H235V117H234ZM237 118H236V120H237ZM240 118H241V117H239V119H240ZM249 118H250V117H249ZM103 119H104V118H103ZM130 119H131V118H130ZM156 119H157V117H156ZM159 119H161V118H159ZM163 119H164V118H163ZM166 119H167V118H166ZM166 119H165V120H166ZM174 119H176V118H174ZM218 119H219V118H218ZM223 119H224V118H223ZM226 119H227V118H226ZM226 119H224V120H225L224 122L227 123V122L229 121V119H228L227 121H226ZM251 119H252V118H251ZM251 119H250V121H249V120H247V118H246V120L249 121V122H251ZM255 119H256V118H255ZM61 120H62V119H61ZM115 120H116V118H115ZM125 120H127V119H125ZM149 120H151L152 125L149 124V122H148ZM169 120H170V119H169ZM210 120H211V118H210ZM213 120H215V119L213 118ZM213 120H212V121H213ZM216 120H217V118H216ZM219 120H221V119H219ZM219 120H218V121H219ZM230 120H231V117H230ZM240 120H241V119H240ZM109 121H110V120H109ZM156 121H157V120H155V122H156ZM186 121H187V122H186ZM234 121H235V120H234ZM253 121H254V120H253ZM113 122H114V121H113ZM116 122L118 123V121H116ZM127 122H128V121H127ZM155 122H154V123H155ZM158 122H159V121H158ZM165 122H166V121H165ZM169 122H170V121H169ZM172 122H171V123H172ZM216 122H217V121H216ZM229 122H230V121H229ZM244 122H245V121H244ZM69 123H70V122H69ZM167 123H168V122H166V124H167ZM211 123H213V122H211ZM211 123H210V125H211ZM232 123H234V122H232ZM237 123H238V122H237ZM107 124H108V123H107ZM120 124H121V126H122V123H120ZM126 124H127V123H125L124 125H126ZM128 124H129V123H128ZM157 124H159V123H157ZM157 124H156V126H157ZM213 124H214V123H213ZM220 124H221V123H220ZM223 124H224V123H223ZM227 124H228V123H227ZM230 124H231V123H230ZM238 124H239V123H238ZM246 124H248V123L246 122ZM249 124H250V123H249ZM251 124H252V123H251ZM254 124H255V123H254ZM101 125H102V124H101ZM103 125H104V124H103ZM109 125L112 126V124H109ZM113 125H114L113 127H115V124H113ZM129 125H132V124H129ZM161 125H162V124H161ZM164 125H165V124H164ZM167 125H168V124H167ZM167 125H166V126H167ZM215 125H216V124H215ZM225 125H226V124H225ZM241 125H243V124L241 123ZM263 125H264V123H263ZM263 125H262V127H263ZM93 126H94V125H93ZM168 126H169V125H168ZM208 126H209V125H208ZM212 126H213V125H211V127H212ZM218 126H219V125H216V129H217ZM244 126H245V125H244ZM256 126H257V125H256ZM256 126L253 125V128L256 127ZM158 127H159V126H158ZM164 127H165V126H164ZM164 127H163V128H164ZM170 127H171V126H170ZM203 127H204V128H203ZM206 127H207V126H206ZM209 127H210V126H209ZM220 127H222V126H220ZM224 127H225V126H224ZM224 127H222V128H224ZM228 127H230V126H228ZM233 127H234V125H233ZM235 127H239V126H238V125H237V126L235 125ZM235 127H234V128H235ZM248 127H249V126H248ZM258 127H259V126H258ZM258 127H256V128H258ZM159 128H160V127H159ZM161 128H162V127H161ZM207 128H208V127H207ZM259 128H260V127H259ZM96 129H97V128H96ZM115 129H116V128H115ZM115 129H114V130H115ZM157 129H158V128H157ZM166 129H167V128H166ZM166 129H165V131H166ZM168 129H169V128H168ZM168 129H167V131H168ZM208 129H209V128H208ZM208 129H206V130L208 131ZM212 129H213V128H212ZM216 129H214V130H216ZM231 129H232V128H231ZM235 129H236V128H235ZM116 130H117V129H116ZM134 130H136V132H135ZM161 130H162V129H161ZM169 130H170V129H169ZM214 130H212V131H214ZM218 130H219V132H220L222 129H221V130L218 129ZM218 130H217V131H218ZM223 130H224V129H223ZM223 130H222V132H223ZM225 130H226V129H225ZM225 130H224V131H225ZM228 130H229V129H228ZM232 130H233V129H232ZM256 130H257V129H256ZM258 130H259V129H258ZM110 131H113V129L110 130ZM118 131H120V129H119ZM121 131H122V130H121ZM132 131H134V133H133ZM212 131H210V132H212ZM236 131H237V133H239L238 131H240V129H239V130L237 129ZM241 131H242V130H241ZM245 131H246V128H245ZM249 131H250V130H249ZM259 131H260V130H259ZM113 132H114V131H113ZM115 132H116V131H115ZM210 132H208V133H210ZM219 132H216V133H219ZM222 132H221V134H222ZM230 132H231V131H230ZM251 132H252V131H251ZM254 132H256V131H254ZM111 133H112V132H111ZM122 133H123V132H122ZM160 133L162 134V132H160ZM160 133H159V134H160ZM166 133H168V132H166ZM166 133H165V134H166ZM204 133H205V132H203L202 134H204ZM213 133H215V132H213ZM216 133H215V134H216ZM226 133H227V131H226ZM244 133H245V132H244ZM246 133H247V132H246ZM258 133H259V132H258ZM260 133H261V131H260ZM260 133H259L258 135H260ZM262 133H263V131H262ZM262 133H261V134H262ZM114 134H115V133H114ZM125 134H124L123 137H126ZM159 134H158V135H159ZM161 134H160V135H161ZM165 134L163 133V135H165ZM176 134L174 133V135H176ZM205 134H206V133H205ZM224 134H225V133H224ZM250 134H252V133H250ZM253 134H254V133H253ZM151 135L153 136V137H151V140H152V138H153L152 141L149 139ZM154 135L157 136V137H160L161 139H160V138H159V139L162 140V141L158 140V138L155 137ZM172 135H173V133H172ZM207 135H208V134H207ZM207 135H205V136H207ZM219 135H220V133H219ZM222 135H223V134H222ZM262 135H263V134H262ZM262 135H260V136H262ZM130 136H131V135H130ZM130 136H129V138H130ZM137 136H136V137H137ZM141 136H140V137H141ZM211 136H212V134H211ZM240 136H241V135H240ZM240 136H238V137L241 139V137H242V136H245V135H242L241 137H240ZM2 137H3V136H2ZM84 137H85V136H84ZM111 137H114V136H111ZM154 137H155L156 140H154ZM186 137H187V138H186ZM202 137H203V136H202ZM202 137H200V138L202 139ZM209 137H210V136H209ZM213 137H216V135L213 136ZM220 137H221V135H220ZM250 137H251V136H250ZM80 138H82V137H80ZM85 138H86V137H85ZM133 138H134V137H133ZM138 138H139V137H138ZM204 138H205V137H204ZM243 138H244V137H243ZM247 138H249V137H248V134H247ZM40 139H41V138H40ZM119 139H120V134H119ZM119 139H118V140H119ZM121 139L123 140L124 138H121ZM126 139H127V138H126ZM136 139H137V138H136ZM136 139H135V141H137ZM142 139H143V138H142ZM177 139H179V141H178ZM197 139H198V138H197ZM206 139H207V138H205V140H206ZM209 139H210V138H209ZM216 139H218V138L216 137ZM240 139H239V140H240ZM244 139H245V138H244ZM72 140H73V139H72ZM115 140H117V139L115 138ZM118 140H117V141H118ZM157 140H158V141H157ZM181 140H182V141H181ZM202 140H204V139H202ZM202 140H201V141H202ZM234 140H235V139H234ZM234 140H233V141H234ZM239 140L237 139V141H239ZM126 141H128V140H126ZM140 141H141V139H140ZM140 141H138V143H139ZM159 141H160V142H159ZM173 141H172V142H173ZM177 141H178V142H177ZM198 141H199V139H198ZM201 141H200V142H201ZM247 141H248V140H247ZM263 141H264V140H263ZM113 142H114V141H113ZM121 142H122V141H121ZM121 142H120V144H122ZM124 142H125V141L123 140V143H124ZM141 142H142V141H141ZM176 142H177V143H176ZM182 142H183V143H182ZM189 142L191 143V140H190ZM189 142H188L187 144L184 143V146H183V147L185 148L186 145H187L186 147H188V146H189V145H188ZM193 142H194V144H195V141H194V140L192 141V143H193ZM203 142H204V141H203ZM206 142H207V141H206ZM206 142H204V143L206 144ZM234 142H235V141H234ZM244 142H245V141H244ZM244 142H242V143H244ZM89 143H91V142H89ZM111 143H112V141L110 142V144H111ZM118 143H119V142H118ZM127 143H128V142H127ZM129 143H130V142H129ZM147 143H148V142H147ZM149 143H148V144H149ZM161 143H162V144H161ZM163 143H165L164 146H163ZM166 143H167V144H166ZM173 143H174V142H173ZM180 143H182V144H180ZM219 143H221V142H219ZM236 143L238 144V142H236ZM242 143H241V144H242ZM248 143H250V141H249ZM77 144H78V141H77V140L72 142V146H76ZM80 144H81V143H80ZM115 144H116V143H115ZM148 144H147V145H148ZM170 144H171V143H170ZM185 144H186V145H185ZM194 144H193V145H194ZM198 144H199V142H198ZM198 144H197V142H196V146H197ZM241 144H240V145H241ZM251 144H252L251 146H254L253 143H251ZM1 145H2V144H1ZM112 145H113V144H112ZM144 145H145V144H144ZM147 145H145V146H147ZM158 145H159L160 149L158 148ZM160 145H161V146H160ZM166 145H167V147H169V148H166ZM168 145H169V146H168ZM246 145H247V143H246ZM246 145H245V146H246ZM261 145H262V143H261ZM56 146H57V145H56ZM109 146H110V145H109ZM174 146H173V149L176 148V147H174ZM178 146H179V147H178ZM180 146H181V147H180ZM194 146H195V145H194ZM196 146H195V147H196ZM235 146H236V145H235ZM243 146H244V145H243ZM243 146H242V148H243ZM43 147H44V146H43ZM65 147H66V146H65ZM101 147H102V146H101ZM101 147H100V149H101ZM104 147H105V146H104ZM113 147H114V146H113ZM164 147H165L166 149H164ZM195 147H193V148H195ZM237 147H238V146H237ZM237 147H236V148H237ZM249 147H250V146H249ZM262 147L264 148V146H262ZM41 148H42V147H41ZM47 148H48V147H47ZM53 148L55 149V146H54ZM83 148H84V147H83ZM89 148H90V147H89ZM117 148H119V147H117ZM151 148H154V147H151ZM170 148H171V149H170ZM244 148H245V147H244ZM246 148H247V147H246ZM250 148H251V147H250ZM13 149H14V148H13ZM30 149H31V148H30ZM98 149H99V148H98ZM107 149H108V148H107ZM110 149H112V147H111ZM110 149H109V152H110ZM113 149H115V148H113ZM145 149H146V148L144 147V150H145ZM149 149H150V148H149ZM149 149H148V150H149ZM167 149H170L169 152L171 151V155H173V154H172V152H173L174 154H176V155L178 156V157H175L176 155H174V157H175V158H174L173 156H171V155L169 154V155H167L169 158H170V156L173 157L175 160L178 159V158H180L181 161L179 162V160H178V161H177V162H178L177 164L175 163L176 161H175L174 159H173V162H172V159H168V158H166V159H165L166 161H165V160H164V158H165V156H164V155H165V154H164V151L166 150V151L168 152ZM185 149H186V151H187V149H189V147H188V148H185ZM185 149H184V150H185ZM261 149H262V148H261ZM41 150H42V149H41ZM43 150H44V149H43ZM49 150H50V149H49ZM57 150H58V149H57ZM82 150H83V149H82ZM102 150H103V149H102ZM115 150H116V149H115ZM148 150H147V154H148ZM151 150H152V149H151ZM153 150H154V149H153ZM153 150H152V152H153ZM158 150H159V151H158ZM162 150H163V153L160 152V151H162ZM184 150H183L184 155L187 154V153H189V152L191 153V151H192V150L189 151V152L187 151V152L185 153ZM189 150H190V149H189ZM220 150H221V149H220ZM247 150H248V148H247ZM55 151H56V150H55ZM58 151H59V150H58ZM89 151H90V149H88V152H89ZM100 151H101V150H100ZM107 151H108V150H107ZM112 151H114V150H112ZM145 151H146V150H145ZM166 151H165V153H166ZM179 151H180V152H179ZM249 151H250V150H249ZM251 151H252V150H251ZM262 151H263V150H262ZM262 151H261V152H262ZM65 152H66V150H65ZM91 152H92V151H91ZM96 152H97V151H96ZM96 152H95V154H96ZM101 152H102V151H101ZM109 152H108V154L110 155L112 152H110V153H109ZM116 152H118V151H116ZM155 152H153L152 156L154 155ZM175 152H176V153H175ZM253 152H255V151H253ZM256 152L258 153V152H260V151H256ZM38 153H39V152H38ZM44 153H45V152H44ZM46 153H47V152H46ZM57 153H58V152H57ZM83 153H84V152H83ZM92 153H94V152H92ZM105 153H106V152H105ZM113 153H114V152H113ZM141 153H142V152H141ZM143 153H145V152H143ZM149 153L151 154V152H149ZM159 153H160L161 155H163V158H161L159 155H157V154H159ZM183 153H182V154H183ZM190 153H189V154H190ZM39 154H40V153H39ZM39 154H38V155H39ZM52 154H53V153H52ZM54 154H55V152H54ZM64 154H66V153H64ZM98 154H101V153L99 152ZM98 154H97V155H98ZM116 154H117V153H116ZM116 154H114V155H116ZM118 154H119V153H118ZM125 154H127V153H125ZM129 154H130V153H128V156H130ZM139 154H136V155L138 156ZM150 154H148V156H149ZM167 154H168V153H167ZM182 154H181V155H182ZM191 154H192V153H191ZM191 154H190V155H191ZM258 154H260V153H258ZM71 155H72V154H71ZM93 155H94V154H93ZM184 155H183V156H184ZM187 155H188V154H187ZM11 156H12V155H11ZM23 156H24V155H23ZM47 156H48V154H47ZM50 156H52V155H50ZM86 156H87V155H86ZM86 156H85V155L83 156V158L85 159V163H86L87 160H89V159H88V158H89V155H88V157H87V160H86ZM94 156H95V155H94ZM99 156H102V155H99ZM106 156H107V154H106ZM106 156L104 157V155H103L102 157L106 158ZM111 156H112V155H111ZM119 156H120V154L118 155V157H119ZM125 156H126V155H125ZM125 156H124V157H125ZM150 156H151V155H150ZM152 156L149 157V158H152V159H153ZM154 156H155V155H154ZM56 157H57V156H56ZM60 157H63V155H60ZM96 157H98V156H96ZM112 157H113V156H112ZM115 157H116V156H115ZM115 157H113V158L115 159ZM121 157H123V156L121 155ZM121 157H119V158H121ZM124 157H123V158H124ZM126 157H127V156H126ZM135 157H136V156H135ZM157 157H158V158H157ZM159 157H160V158H159ZM185 157H186V159H185L186 161H187V158H191V157H187V156H185ZM1 158H2V157H1ZM7 158H8V157H7ZM42 158H43V156H42ZM42 158H41V160H42ZM46 158H47V157H46ZM57 158H59V156H58ZM83 158H82V160H83ZM93 158H94V157H93ZM108 158H109V157H108ZM128 158H129V157H128ZM231 158H232V157H231ZM44 159H45V158H44ZM50 159H51V158H50ZM60 159H61V158H60ZM100 159H101V158H100ZM106 159H107V158H106ZM116 159H117V158H116ZM124 159H126V160H125L126 163H127V161H129V159L127 160V158H124ZM130 159H132V158L130 157ZM232 159H234V157H233ZM5 160H6V159H5ZM8 160H9V159H8ZM46 160H47V159H46ZM56 160H59V159H56ZM94 160H96V159H94ZM98 160H99V159H98ZM109 160L112 161L113 159H109ZM118 160H119V159H118ZM118 160H116V162H117ZM167 160H170V162L173 163V164H170V165H169L170 167L167 166L168 163H166V162H169V161H167ZM0 161H1V160H0ZM3 161H4V160H3ZM9 161H11V160H9ZM53 161H54V160H53ZM69 161H70V160H69ZM90 161H91V160H90ZM90 161H88V163H90ZM92 161H93V160H92ZM101 161H102V160H101ZM104 161H105V160H104ZM104 161H103L102 163H104V165H105V162H106V161H105V162H104ZM120 161H121V160H119V161H118L119 163H118V162H117V163L120 164ZM125 161H124V162H125ZM130 161H131V160H130ZM130 161H129V162H130ZM164 161H165V162H164ZM174 161H175V162H174ZM183 161H184V160H183ZM15 162H17V161H15ZM44 162H45V161H44ZM54 162H55V161H54ZM93 162H95V161H93ZM96 162H97V161H96ZM112 162H113V161H112ZM114 162H115V161H114ZM124 162H123V160L121 161V164H120V167H121V168H122V164H123ZM7 163H8V162H7ZM100 163H101V162H100ZM100 163H99V164H100ZM110 163H111V162H110ZM130 163H132V162H130ZM145 163H146V161H145ZM147 163H148V161H147ZM162 163H163V165H162ZM164 163H166V164H164ZM174 163H175V164H174ZM182 163H183V162H182ZM10 164H11V162H10ZM10 164H9V165H10ZM53 164H55V163H53ZM53 164H52V165H53ZM90 164H92V163H90ZM118 164H117V165H118ZM127 164H129V163H127ZM141 164H142V165H141ZM160 164H161V165H160ZM208 164H209V163H208ZM208 164H206V165H204V166H207ZM211 164H212V163H211ZM211 164H210V166L208 165L209 168H210V169H209L210 171H211V166H212ZM2 165H3V164H2ZM4 165H6V164H4ZM4 165H3V166H4ZM47 165H48V163H47ZM47 165H46V166H47ZM50 165H51V164H50ZM104 165H103V166L100 165V168L102 167V168L100 169L101 172H102L103 170H106L105 168L103 169ZM107 165H108V163H107ZM109 165H111V164H109ZM124 165H126V164L124 163ZM124 165H123V167H124ZM165 165H166V166H165ZM12 166H14V165H12ZM28 166H29V165H28ZM57 166H58V165H57ZM91 166H92V165H91ZM93 166H94V167H93ZM93 166H92V167H93L94 170H95V169H96L95 166H97V165H94V163H93ZM130 166H131V165H130ZM153 166H154V168H153ZM162 166H164L165 168L162 167ZM14 167H15V166H14ZM52 167H53V166H52ZM115 167H117V166L115 165ZM120 167H119V169H120ZM125 167H127V165H126ZM180 167H181V166H180ZM180 167L178 166V168H180ZM7 168H10V167H7ZM15 168H16V167H15ZM15 168H13V169H15ZM36 168H37V167H36ZM49 168H50V166H49ZM53 168H54V167H53ZM53 168H52V169H53ZM63 168H64V167H63ZM86 168H87V167H86ZM88 168H90V167H88ZM131 168H132V167H131ZM174 168L177 169V167H173V169H172L171 171H174L173 173H175V171H176V174L179 175V176H178V175H177V176L180 177V176H181V175H180L181 172L177 171L178 169H177V170H174ZM207 168H208V167H207ZM3 169H4V168H3ZM3 169L1 168V170H3ZM50 169H51V168H50ZM97 169H99V168H97ZM124 169H125V168H124ZM126 169H127V168H126ZM136 169H137V168H136ZM161 169H162V170H161ZM202 169H205V172L208 171V170H206V167H205V168H202ZM202 169L200 168V169H198V170L201 171ZM241 169H242V167H241ZM245 169H246V167H245ZM64 170H65V169H64ZM117 170H118V167H117V169L115 170V174H116V171H117ZM187 170H189V169H187ZM187 170H185V172H187V174H188V171H187ZM191 170H192V168H191ZM191 170H190V171H191ZM193 170H194V172H195V170L198 171L196 168H193ZM193 170H192L191 172H193ZM243 170H244V168H243ZM246 170H247V169H246ZM5 171H6V170H5ZM61 171H63V170H61ZM66 171H67V170H65V172H66ZM71 171H73V170H71ZM71 171H70V173H71ZM80 171H81V170H80ZM80 171L78 170V172H80ZM82 171H83V170H82ZM82 171H81V172H82ZM95 171H96V170H95ZM98 171H99V170H98ZM120 171H121V170H120ZM120 171H118V172H119V173H118L119 175L121 174ZM122 171H123V170H122ZM122 171H121V172H122ZM124 171H125V170H124ZM76 172H77V170L74 171V173H76ZM136 172H137V170H136ZM177 172H178V173H177ZM202 172H203V170H202ZM202 172H201V174H202ZM241 172H243V171H241ZM3 173H4V172H2V174H3ZM10 173H11V172H10ZM40 173H41V172H40ZM97 173H98V172H97ZM171 173H172V172H171ZM171 173H170V174H171ZM173 173H172V175H173ZM196 173H197V172H195V174H196ZM198 173H199V172H198ZM198 173H197V174H198ZM2 174L0 173V175H1L0 179L2 178V180H4L3 177H2ZM5 174H6V173H5ZM5 174H4V176H5ZM90 174H91V173H90ZM98 174H99V173H98ZM103 174H104V173H103ZM124 174H125V172H124ZM127 174H126V175H127ZM176 174H175V175H176ZM189 174H190V173H189ZM234 174H235V173H234ZM236 174H237V173H236ZM91 175H93V174H91ZM91 175H90V176H91ZM121 175H122V179L124 180L123 173H122ZM163 175H165V174H161V176H163ZM193 175H194V174H193ZM225 175H226V174H225ZM228 175H229V174H228ZM7 176H8V175H7ZM9 176H10V175H9ZM73 176H74V175H73ZM81 176H82V175H80V177H81ZM86 176H87V175H86ZM93 176H94V178L96 177V175H93ZM93 176H92V177H93ZM106 176H108V175L106 174V175L103 176L102 178H105ZM114 176H117L116 178H118V175H114ZM161 176H160V177H161ZM165 176H166V177H165ZM165 176H163V177H165V178H163V179H164V180H167V179H168L167 176L169 177V175H165ZM194 176H195V175H194ZM209 176H210V175H209ZM231 176L233 177L234 175H231V174H230L229 176H227V178H226V176H223V177L221 176V178H225V179H229V180H230V178H228V177H231ZM16 177H17V176H16ZM43 177H44V176H43ZM74 177H75V176H74ZM77 177H78V179H79V176H77ZM97 177H98V176H97ZM206 177H208V176H206ZM212 177H213V176H212ZM232 177H231V179H232ZM234 177H235V176H234ZM236 177H238V174H237ZM6 178H7V177H6ZM64 178H65V177H64ZM83 178H84V177H83ZM83 178H82V180H83ZM119 178H121V177L119 176ZM119 178H118V179H119ZM166 178H167V179H166ZM216 178H217V177H216ZM218 178H219V177H218ZM239 178H240V177H239ZM95 179H96V178H95ZM97 179H99V178H97ZM105 179H106V178H105ZM108 179H109V178L107 177V180H108ZM213 179H215V178L213 177ZM225 179L223 180L224 183H226ZM2 180H0V182H2ZM79 180H81V179H79ZM85 180H87V179H85ZM85 180H84V181H85ZM101 180H102V179H101ZM116 180H117V179H116ZM120 180H121V179H120ZM120 180H118V181H120ZM70 181H71V180H70ZM105 181H106V180H105ZM109 181H110V180H109ZM109 181H106V182H108L107 185H109V183H110ZM168 181H170V180L168 179ZM174 181H175V180H174ZM212 181H213V180H212ZM216 181H217V180H216ZM227 181H228V180H227ZM245 181H246V180H245ZM245 181H244V182H245ZM56 182H57V181H56ZM124 182H123V183H124ZM219 182H220V181H219ZM221 182H222V179H221ZM20 183H21V182H20ZM41 183H42V182H41ZM73 183H74V180H73ZM83 183H84V186H87L86 189L90 190L91 187L88 188V185H85L86 182H83ZM100 183H101V182H100ZM119 183H120V182H119ZM121 183H122V180H121ZM121 183H120V184H121ZM131 183H133V184H131ZM141 183H144V184L142 185ZM147 183H148V184H147ZM228 183H229V182H227V184H228ZM230 183H231V180H230ZM1 184H3V183H1ZM5 184H8V183H5ZM70 184H71V183H70ZM76 184H78V183L76 182ZM76 184H75V186H72V187H73V188H74V187H78V185L81 184V183H79L77 186H76ZM97 184H98V183H97ZM105 184H106V183H105ZM134 184H135V185H134ZM136 184H137V185H136ZM140 184H141V185H140ZM149 184H150L151 186H150ZM242 184H243V183H242ZM3 185H4V184H3ZM66 185H67V183H66ZM66 185H65V186H66ZM73 185H74V184H73ZM133 185H134V186H133ZM138 185L140 186V188H141V186H142V189L138 188ZM144 185L146 186L145 189H144V187H145ZM148 185H149V187H150L151 189L148 187ZM160 185H161V184H160ZM217 185H218V184H217ZM219 185H220V184H219ZM1 186H2V185H1ZM68 186H69V185H68ZM84 186H83V189L85 188ZM94 186H95V185H94ZM96 186H97V185H96ZM98 186H99V184H98ZM111 186H112V185H111ZM111 186H108V187L111 188ZM143 186H144V187H143ZM153 186H154V188H155L156 190L152 188ZM230 186H231V185H230ZM2 187H3V186H2ZM60 187H61V186H60ZM72 187H71V188H72ZM79 187H80V186H79ZM92 187H93V186H92ZM160 187L162 188V186H160ZM231 187H232V186H231ZM234 187H235V186H234ZM234 187H233V188H234ZM239 187H240V186H238V188H239ZM244 187H245V186H244ZM19 188H20V187H19ZM65 188H66V187H65ZM80 188H81V187H80ZM96 188H97V187H96ZM96 188H95V189H96ZM99 188H102V187L100 186ZM109 188H104V189H103V193H105V190H107V189H109ZM123 188H124V186H123ZM136 188H135V189H136ZM147 188H149V189H147ZM175 188H176V187H175ZM182 188H183V187H182ZM228 188H230V187H228ZM238 188H237V189H238ZM0 189H1V188H0ZM62 189L65 190L64 188H61L60 190H62ZM68 189H69V188H68ZM86 189H84V192H83V193H85V190H86ZM111 189H112V188H111ZM138 189H139V192H138ZM183 189H184V188H183ZM185 189H186V188H185ZM187 189H188V188H187ZM187 189H186V190H187ZM2 190H3V188H2ZM43 190H44V189H43ZM72 190H73V189H72ZM72 190H69V191H72ZM78 190H79V189H78ZM93 190H94V187H93ZM109 190H110V189H109ZM141 190H145V191H146V190H148V191L151 190V191H149V193H148L147 191L145 192V191H141ZM153 190H155L154 192H156V193H154ZM66 191H68V190H66ZM66 191H65V192H66ZM74 191L76 192V189H75ZM81 191H82V190H80V192H81ZM91 191H92V190H91ZM91 191H90V192H91ZM101 191H102V190H99V191L94 190V191H92V193H94V192H100V193H102ZM140 191H141V192H140ZM170 191H171V190H170ZM178 191H179V190H178ZM178 191L176 190V192H178ZM188 191H189V190H188ZM0 192H1V191H0ZM3 192H5V190L2 191V193H3ZM65 192L63 191V193H65ZM80 192H76L75 196L73 195L72 192H70V193H71V195H73V196L76 198V197H77V196H76L77 193H80ZM86 192H87V195H88V196H91L92 193L90 194L89 191H86ZM131 192H132L131 190H128V192L125 190V192H123V193H124V194H125V193L130 194ZM150 192L153 193V194H151ZM172 192H173V191H172ZM172 192H171V193H172ZM174 192H175V191H174ZM180 192H181V191H179V195H180V196H181V195H182V196L185 195V194H183L184 191H183L182 194H180ZM185 192H186V191H185ZM189 192H190V191H189ZM189 192H186V194L189 193ZM5 193H6V192H5ZM12 193H13V191H12ZM59 193H60V192H59ZM61 193H62V192H61ZM61 193H60V194H61ZM66 193H67V192H66ZM100 193H96V194L99 195ZM111 193H112L113 195H114V193H115V194L118 193V194H120V195H122V196L124 195V194H122V191H121V190H118V192L115 191V192H111ZM139 193H144V195H143V194H140V195H139ZM162 193H163V192H161V194H160L161 196L164 194V193H163V194H162ZM169 193H170V192H169ZM0 194H1V193H0ZM3 194H4V193H3ZM15 194H17V193H15ZM48 194H49V193H48ZM68 194H69V193H68ZM80 194H82V192H81ZM94 194H95V193H94ZM105 194H107V193H105ZM112 194H111V195H112ZM173 194H174V193H173ZM189 194H190V193H189ZM55 195H56V194H55ZM64 195H65V194H64ZM64 195H61V196H64ZM71 195H70V196H71ZM101 195H102V194H101ZM108 195H110V194H108ZM120 195H118V197L116 196V197L118 198V200L122 197V196H120ZM131 195L134 196V194H131ZM160 195H158V196H160ZM165 195H166V194H165ZM175 195H177V194H175ZM3 196H4V195H3ZM11 196H12V195H11ZM14 196H15V195H14ZM16 196H17V195H16ZM34 196H35V195H34ZM66 196H67V195H66ZM73 196H71L72 199H70V200H73ZM79 196H80V195H79ZM92 196H93V194H92ZM106 196H107V195H106ZM1 197H2V196H1ZM1 197H0V198H1ZM4 197H6V196H4ZM4 197H3V198H4ZM17 197H18V196H17ZM19 197H20V196H19ZM67 197H69V195H68ZM67 197H66V198L63 197V199H65L66 202L69 201V199L67 200ZM71 197H70V198H71ZM80 197H81V196H80ZM114 197H115V196H114ZM144 197H143L142 199H144ZM146 197H145V198H146ZM21 198H22V197H21ZM21 198H20V199L18 198V199L21 200ZM75 198H74V199H75ZM83 198H84V197H83ZM16 199H17V198H16ZM56 199H58V198H56ZM77 199H78V198H77ZM247 199H248V198H247ZM3 200H6V199H3ZM11 200H12V199H11ZM19 200H18V201H19ZM61 200H62V199H61ZM81 200L83 201V199H81ZM81 200H80V201H81ZM1 201H2V198H1ZM14 201H15V200H14ZM16 201H17V200H16ZM16 201H15V202H16ZM63 201H64V200H63ZM63 201H60V202H63ZM73 201H74V200H73ZM84 201H85V199H84ZM5 202H6V201H5ZM55 202H56V201H55ZM58 202H59V200H57L56 203H58ZM60 202H59V203H60ZM64 202H65V201H64ZM66 202H65V203H66ZM69 202H70V201H69ZM69 202H68V203H69ZM71 202H72V201H71ZM71 202H70V204H71ZM8 203H9V202H8ZM250 203H251V202H250ZM10 204H11V203H10ZM25 204H26V203H25ZM66 204H67V203H66ZM73 204H74V203H73ZM256 204H257V203H255L254 206H255ZM62 205H64V204H62ZM4 206H5V204H4ZM257 206H258V205H257ZM259 207H261V206H259ZM250 208H251V206H250ZM2 209H3V208H2ZM252 209H254V208H252ZM262 209H264V208H262ZM262 209L260 208L259 211H261ZM3 211H4V210H3ZM246 211H247V210H246ZM247 212H248V211H247ZM248 213H249V212H248ZM14 215H15V214H14ZM260 215H261V214H260ZM159 216H160V215H159ZM0 217H2V216H0ZM22 217H23V216H22ZM263 217H264V216H263ZM16 218H17V216H16ZM261 218H262V217H261ZM0 219H1V218H0ZM258 219H260V218H258ZM256 220H257V219H256ZM261 220H262V219H261ZM179 221L182 222V220H179ZM179 221H178V222H179ZM226 221H227V220H226ZM226 221H225V224H226ZM159 222H160V221H159ZM162 222H163V221H162ZM222 222H223V221H222ZM253 222H255V221L253 220ZM262 222H263V221H262ZM64 223H65V222H64ZM179 223H180V222H179ZM223 223H224V222H223ZM0 224H1V221H0ZM55 224H57V223H55ZM68 224H69V223H68ZM68 224H67V225H68ZM160 224H161V223H160ZM248 224H249V223H248ZM253 224L256 225L257 223H253ZM1 225H3V224H1ZM1 225H0V226H1ZM49 225H50V224H49ZM49 225H48V226H49ZM59 225H61V224H59ZM65 225H66V224H65ZM163 225H164V223H163L162 225H160V226H163ZM217 225H218V224H217ZM219 225H220V223H219ZM249 225H250V224H249ZM51 226H52V225H51ZM51 226H50V227H51ZM57 226H58V224H57ZM57 226H55V227H57ZM68 226H69V225H68ZM160 226H157V227H155V228H158V227H159V229H160ZM221 226H222V225H221ZM250 226H251V225H250ZM50 227H49V228H50ZM60 227H61V226H60ZM71 227L73 228L72 225H71ZM245 227H246V226H245ZM247 227H248V226H247ZM253 227H254V226H253ZM259 227H260V226H259ZM1 228H2V227H1ZM53 228H54V227H53ZM53 228H52V230H53ZM58 228H59V227H58ZM64 228H65V227H64ZM67 228H69V227H67ZM72 228H69V229H72ZM153 228H154V226H153ZM248 228H249V227H248ZM257 228H258V227H257ZM159 229H155V231H156V230H159ZM254 229H255V228H254ZM49 230H50V229H49ZM62 230H63V231H67L68 229H66V230L62 229ZM62 230H61V231H62ZM72 230H73V229H72ZM151 230H152V227H151ZM153 230H154V229H153ZM245 230H247V229H245ZM249 230H250V229H249ZM255 230H256V229H255ZM0 231H1V230H0ZM4 231H5V230H4ZM69 231H70V230H69ZM69 231H68V232H69ZM73 231H74V230H73ZM75 231H76V230H75ZM161 231H162V229H161ZM252 231H253V230H252ZM77 232H78V231H77ZM96 232L99 233L98 231H96ZM156 232H157V231H156ZM156 232H154V235L156 234ZM158 232H159V231H158ZM250 232H251V230H250ZM260 232H261V231L259 230V235L256 233V237H255V235H254L253 238L251 237V235H250L251 238L247 235V237H249L250 240L252 241V245H254V249H252V248L249 247V246H250L249 243H248V245H247V244H244V245H247V246H248V249H251V251L248 250L247 248L242 247V246H243V243H245V239H243V240H244L243 243H241L239 240L229 241L230 243H228V242L226 241L227 243H225V245L228 244V245H227L228 247L226 246V251L228 250L227 248H229L228 251L230 252V254H231V253L233 254V255H231V256L233 257L234 260H235V258H234L235 255L237 256V259L240 258V257H238V256L243 257V259H241V260L239 259L240 261H242V262H239V261H238L239 264H241V263H242V264H253V263L256 264V262H254V261H257V263L259 262L258 264H264V235H263V233L261 234ZM79 233H80V234H76L75 232H73L74 236L72 235V236L70 237L71 239L74 237L75 240L73 239L74 242H73L71 245H70V243H69L68 245H70V247H72V248H74V249H75V248H78L82 243H84V241H86L85 235L82 234L81 232H79ZM83 233H84V232H83ZM151 233L153 234L152 231H151ZM161 233H162V232H161ZM161 233L159 232V235H161ZM64 234H65V232H64ZM152 234H151V235H152ZM252 234H254V233H252ZM16 235H17V233H16ZM70 235H71V233H70ZM70 235H69V236H70ZM154 235H152V236H154ZM162 235L164 236V232L162 233ZM162 235H161V236H162ZM257 235H258V236H257ZM89 236H91V237H90L91 240H94L95 236L97 237L98 235H95V234H94V235H89ZM93 236H94V238L92 239ZM161 236H160V237H161ZM252 236H253V235H252ZM160 237H159V238H160ZM224 237H225V236H224ZM231 237H232V236H231ZM233 237L236 238L235 235H234ZM239 237H240V236H239ZM1 238H2V237H1ZM20 238H21V236H20ZM163 238H164V237H163ZM220 238H221V237H220ZM235 238H234V239H235ZM225 239H226V238H225ZM240 239H242V237H240ZM1 240H2V239H1ZM1 240H0V241H1ZM160 240H162V238H161ZM172 240H173V239H172ZM219 240H221V242L219 241V243H221V244L224 245V242L222 243V240L224 241L223 236H222V238L219 239ZM226 240H230V239L228 238V239H226ZM231 240H232V238H231ZM12 241H13V238H12ZM66 241H67V240H66ZM68 242H69V241H68ZM71 242H72V241H71ZM81 242H82V243H81ZM161 242H162V241H161ZM161 242H160V243H161ZM163 242H164V241H163ZM0 243H2V241H1ZM14 243H15V241H14ZM65 243H66V242H65ZM219 243H218V244L216 243V244L219 245ZM246 243H247V241H246ZM84 244H85L86 246H88V244H87L86 242H85ZM156 244H158V242H156ZM0 245H1V244H0ZM22 245H23V244H22ZM158 245H159V244H158ZM179 245H180V244H179ZM181 245H182V244H181ZM86 246H85V247H86ZM153 246L155 247V248H154V247H153V248L157 251L156 248H159V246H162V244H160L159 246H157V245L154 244ZM156 246H157V247H156ZM4 247H5V246H4V244H3V248H4ZM151 247H152V246H151ZM151 247H149V248H151ZM175 247L178 248V250H176V249L174 250V249H173V253H174L175 251H178V254H180L181 252H183V250H181V248H183L184 245H183V246H180V248L177 247V246H175ZM207 247H208V246L202 248V252L200 251V249L198 250V252L200 251V257H201V258H202V257L204 258V255H205V253L207 252V251H206ZM3 248H2V249H3ZM153 248H151V250H153V251H152V254L149 253V252H150L149 250H148L149 252H146V254L148 253L150 257H151V255H154V254L156 253V251H155ZM173 248H174V247H173ZM205 248H206V249H205ZM0 249H1V248H0ZM80 249H81V247H80ZM80 249H79V250H80ZM81 250H82V249H81ZM160 250H161V248H160ZM204 250H205V252H204ZM207 250H210V249H207ZM6 251H7V250H5V252H6ZM154 251H155V252H154ZM162 251H163V250H162ZM179 251H181V252H179ZM194 251H195V250H194ZM194 251H191V252H189V253L195 255L197 252H194ZM196 251H197V250H196ZM226 251H225V252L223 251V252H224V253H223V254H224V257L229 256V252H228V254H227ZM3 252H4V250H3ZM153 252H154V254H153ZM203 252H204V253H203ZM175 253H177V252H175ZM201 253H203V255H202ZM1 254H2V253H1ZM3 254H5V253H3ZM3 254H2V255H3ZM24 254H25V253H24ZM150 254H151V255H150ZM158 254H162V253H158ZM184 254H186V253H184ZM184 254H182V255H184ZM191 254H190V255H191ZM219 254H220V253H217V256H216V253H215L214 255H212V256L214 257V258H213V257H210V256H209L210 254H209V252H208V253H206L207 256H206V255H205V256L207 257V259H210V258L212 259V258H213L212 260H214V261H212V262H214V264H215V263L217 262L218 259H219V263H220L221 260H222V257H221V256H220L221 260H220V258L218 257ZM2 255H0V256L2 257ZM156 255H157V253L155 254V256H156ZM194 255H193V257H195ZM197 255H198V253H197ZM4 256H5V255H4ZM6 256H8V255L6 254ZM208 256H209V257H208ZM142 257H143V256H142ZM146 257L148 258V255H146ZM150 257H149V258H150ZM160 257H161V255H160ZM216 257H217L218 259H217ZM229 257H230V256H229ZM118 258H119V256H118ZM140 258H141V257H140ZM144 258H145V257H144ZM195 258H196V257H195ZM198 258H199V257L197 256V259H198ZM227 258H228V257H226V259H227ZM0 259H1V258H0ZM9 259H10V258H9ZM197 259L195 260V261H196V264H197L198 262L202 263V262L204 261L203 259H202L201 261H199V260H197ZM230 259H232V258L230 257ZM230 259L228 258L227 260H230ZM137 260H138V259H137ZM215 260H216V261H215ZM205 262H206V261H205ZM205 262H204V263H205ZM207 262L213 264L211 261H208V260H207ZM207 262H206V263H207ZM232 262H233V261H232ZM236 262H237V261H236ZM200 263H199V264H200ZM208 263H207V264H208ZM219 263L217 262L216 264H219ZM234 263H235V262H234ZM234 263H232V264H234ZM220 264H221V263H220ZM222 264H224V261H222ZM225 264H228V263H225ZM236 264H237V263H236Z\"/></svg>",
  "mask_w": 264,
  "mask_h": 264
}]
</instances>
